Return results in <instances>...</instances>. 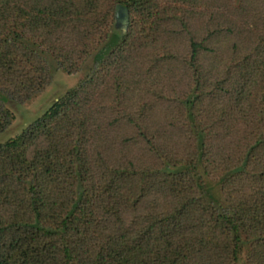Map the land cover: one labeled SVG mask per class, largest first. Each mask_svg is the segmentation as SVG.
Listing matches in <instances>:
<instances>
[{"label": "trees", "instance_id": "obj_1", "mask_svg": "<svg viewBox=\"0 0 264 264\" xmlns=\"http://www.w3.org/2000/svg\"><path fill=\"white\" fill-rule=\"evenodd\" d=\"M44 56L92 64L0 144V264H264V0H0V133Z\"/></svg>", "mask_w": 264, "mask_h": 264}, {"label": "rangeland", "instance_id": "obj_2", "mask_svg": "<svg viewBox=\"0 0 264 264\" xmlns=\"http://www.w3.org/2000/svg\"><path fill=\"white\" fill-rule=\"evenodd\" d=\"M48 83L42 91L31 99L17 103L6 97L2 99L1 106L11 114L8 125L0 133V144L7 139L17 136L22 129L40 116L55 100L65 92L73 89L77 83L87 74L91 66V56L87 57L81 64L79 70L74 74L62 72L49 57L44 56Z\"/></svg>", "mask_w": 264, "mask_h": 264}, {"label": "water", "instance_id": "obj_3", "mask_svg": "<svg viewBox=\"0 0 264 264\" xmlns=\"http://www.w3.org/2000/svg\"><path fill=\"white\" fill-rule=\"evenodd\" d=\"M114 24L113 27L118 29L121 33L125 32L126 26L128 24V12L126 8L121 5H116L114 7Z\"/></svg>", "mask_w": 264, "mask_h": 264}]
</instances>
